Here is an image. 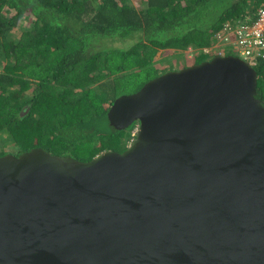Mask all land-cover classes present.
<instances>
[{"label": "water", "instance_id": "water-1", "mask_svg": "<svg viewBox=\"0 0 264 264\" xmlns=\"http://www.w3.org/2000/svg\"><path fill=\"white\" fill-rule=\"evenodd\" d=\"M237 56L122 95L123 152L0 156V264H264V102Z\"/></svg>", "mask_w": 264, "mask_h": 264}, {"label": "trees", "instance_id": "trees-1", "mask_svg": "<svg viewBox=\"0 0 264 264\" xmlns=\"http://www.w3.org/2000/svg\"><path fill=\"white\" fill-rule=\"evenodd\" d=\"M261 8L264 0H0V156L41 148L90 161L125 151L138 123L116 130L108 112L174 70L156 54L197 51L184 68L211 60L218 55L203 49L217 31L253 22ZM255 70L264 102V60Z\"/></svg>", "mask_w": 264, "mask_h": 264}, {"label": "built area", "instance_id": "built-area-1", "mask_svg": "<svg viewBox=\"0 0 264 264\" xmlns=\"http://www.w3.org/2000/svg\"><path fill=\"white\" fill-rule=\"evenodd\" d=\"M225 50H231L233 56L239 57L254 68L264 60V8L257 11L253 22L225 23L215 34L212 46L203 49L205 53H215L218 56H226ZM138 130L137 124L132 131L129 146Z\"/></svg>", "mask_w": 264, "mask_h": 264}, {"label": "rangeland", "instance_id": "rangeland-1", "mask_svg": "<svg viewBox=\"0 0 264 264\" xmlns=\"http://www.w3.org/2000/svg\"><path fill=\"white\" fill-rule=\"evenodd\" d=\"M129 1H131V3L133 5H135L137 8L139 7V0H129ZM29 24H30V20L28 19L27 21L22 22L20 27L23 28V30H24V28L29 26ZM122 43H125V42H123V41L122 42H114V43H112V45L124 48L125 45ZM105 46H107V45H105ZM195 53H197V51L192 50V49H189L185 52H175L173 50H171V51L160 50L156 54L155 60H158L163 65H167L169 61H172L176 65L174 67V70H180V69L184 68V66L191 64L192 57L195 55ZM125 95H130V94H125ZM128 146H129V144H128Z\"/></svg>", "mask_w": 264, "mask_h": 264}]
</instances>
